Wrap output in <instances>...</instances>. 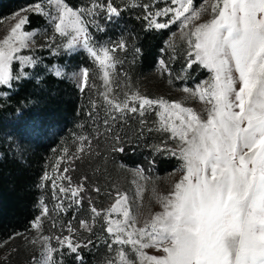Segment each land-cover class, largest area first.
Here are the masks:
<instances>
[{
    "label": "snow or ice",
    "instance_id": "snow-or-ice-1",
    "mask_svg": "<svg viewBox=\"0 0 264 264\" xmlns=\"http://www.w3.org/2000/svg\"><path fill=\"white\" fill-rule=\"evenodd\" d=\"M161 2L164 7H158ZM47 3L54 6L55 14L45 13L40 3L32 11L50 15L54 32L68 38V50L79 44L98 63L105 85L101 95L111 121L115 123L129 113L144 117L149 109L156 110L158 126L147 127V131L167 134V139L154 151L179 158L185 174L172 192L161 197L163 210L139 226L132 207L135 202L118 190L115 203L107 210H98L92 198L87 197L91 221L81 219L79 229L69 221L68 235L43 234L42 219L37 217L32 228L38 235L31 243L40 245L41 258L34 264H62L65 249L84 264L81 249L93 241L83 238L82 232L94 234L97 218L104 222L107 248L115 252L107 264H264V0H204L199 8L194 0H153L142 6L148 29L164 30L174 24L180 27L187 43L184 70L191 71L198 65L211 74L194 89H182L209 106L206 119L179 102L139 93H124L121 99L113 93L109 69L117 62L116 51L124 50L126 45L120 41L112 47L94 46L89 32V23L94 22L89 18L100 12H106L109 20L120 16L121 10L113 0H92L88 8L80 9L72 8L66 0ZM209 9L211 18L199 22ZM27 22L26 16L19 18L0 42V85L10 87L11 81L18 78L13 76L14 61H19L22 68L36 63L33 57L22 54L36 35L23 30ZM97 30H102L99 25ZM47 47L52 49V43ZM159 63L168 71L163 59ZM168 74L171 76L170 71ZM78 77L83 92L88 86L89 69L82 68ZM92 103L95 107V101ZM103 123L112 133L109 119ZM140 124L146 126V121L141 119ZM112 135V150L123 153L125 142L119 135ZM78 140L77 153L69 157L70 161L80 159L91 147L89 137ZM71 170L65 167L64 174L57 177L68 181L67 186H57L53 181L54 197L57 187L60 193L71 194L68 208L79 206L85 199L81 194L86 191L84 181L88 179L83 177L79 185L72 186L71 177L66 175ZM143 173L142 168L137 170L139 179L147 180ZM91 191L99 194L101 188L94 186ZM56 208L66 211L63 200ZM43 215H50L47 207ZM148 249L159 254H149Z\"/></svg>",
    "mask_w": 264,
    "mask_h": 264
},
{
    "label": "rangeland",
    "instance_id": "rangeland-1",
    "mask_svg": "<svg viewBox=\"0 0 264 264\" xmlns=\"http://www.w3.org/2000/svg\"><path fill=\"white\" fill-rule=\"evenodd\" d=\"M71 1L73 2L72 4L67 3L74 9L88 8L92 2V0ZM211 2L213 0H208V3ZM37 3L42 4L45 13L51 12L55 14L54 6L49 5L47 0H30L12 14L0 17V42L10 34V29L18 22L19 18L25 16L28 18L29 14L35 13L32 9ZM113 3L118 8L129 6L134 10L138 17L141 18V23L145 30L158 31L148 29L146 21L143 19L145 13L142 6L145 3H153V0H113ZM202 5H204V0H199L195 4L197 8ZM164 6L163 2L158 5V7ZM39 15L45 19V23L42 26L32 29H26L25 26L23 28L24 31L36 34L31 46L22 52L23 55L33 57L36 63L22 68L19 61L13 62V76L18 78L11 81L10 87L8 85H0V108L3 106L8 94V91L1 89V86L12 88L13 81L36 75L41 77V75L48 72L56 75V72L59 71L60 75L58 77L65 78L80 88L78 73L82 68L86 67L89 69L91 90L88 91L87 95L81 96L82 108L85 114H82V116L90 119L93 118V114L97 113L103 122L105 119H109L112 133L119 135L125 142V151L123 153L114 152L112 150L114 147L113 135L105 129L103 123V137L91 147L89 159L86 162H82L83 165L85 164L86 169L74 172V160L70 161L69 157L77 153L80 142L76 141L69 147L66 142L55 141L51 147L62 146L61 151L51 163L44 165L42 175L39 178L41 191L37 200L36 218L41 217L42 219L43 234L50 236L68 235L66 227L69 221L72 222L74 228L79 229V221L81 219L91 221L92 214L87 197L90 196L92 198L98 210H107L115 203V192L117 190L127 193L130 199L135 202L132 207L137 215V224L138 226L142 225L145 220L150 219L155 213L163 210L161 197L172 192L175 183L185 174L181 168L182 161L179 158L170 157L166 153L162 154L154 151L155 146L159 145L162 140L167 139V134L156 131L149 133L147 131V127L155 128L158 126L159 116L156 114V110L149 109L144 117H140L138 113H129L127 117L115 123L111 121L109 110L101 95L105 85L102 79L103 72L99 68L98 63L79 44L72 50H68L65 47L68 38L61 37L54 32V23L50 15ZM210 18L209 9L208 12L202 15L199 22H204ZM89 19H94L93 23H89L91 42L94 46L112 47L120 41H124L126 45L124 50L116 51L115 58L117 62L114 68L109 69V81L113 93L119 94L121 99L124 93L129 95L139 93L142 96L153 99L163 98L167 101L179 102L184 107H191L202 118H207L206 109L209 106L197 97L185 93L182 89L185 86L194 89L197 84L207 80L211 74L205 69L208 72L207 75L197 78L202 67H197L194 69L195 71L184 70L187 60V43L178 24L164 29L169 30V33L158 49L157 59L153 66L149 70H138L137 37L131 31V27L124 22L121 13L118 18L113 17L111 20L107 18L106 12H100L94 18ZM164 19L161 18V21ZM97 25L102 30H97ZM108 31L113 34L111 41L105 36ZM49 43H52V49L47 47ZM161 59L168 66L171 76L160 65L159 61ZM237 87H239L238 84ZM113 93H110V96ZM93 101H95V107H93ZM25 114L21 108L17 109L15 113L9 116L5 115L2 118L0 135L3 139L4 149H1L2 145H0V158L4 153H7L9 157H17L19 161L24 162L25 156L21 153L19 143L32 140L38 142L39 139L49 136L54 131V124L50 119H43L35 113ZM141 119L146 121V126L140 124ZM142 128L143 135L140 134ZM169 144L175 147L172 141H169ZM65 149H67V153H65ZM162 158L172 159L171 168L159 169L158 162ZM65 167L72 169L66 174L71 177L72 186L79 185L82 182V178L87 177L88 179L84 181V184L89 183L93 187H100L101 192L99 194L92 192L91 189L93 187H91L89 191L81 194L85 196V199L79 206L73 204L71 208H68L71 199L70 193L66 196L64 193H60L57 187L55 189L56 196L54 197L53 195V181H55L57 186L61 184L67 186L68 184L66 180L57 179V177L64 174L63 169ZM141 168L144 170L143 174L148 177L147 180L139 179L137 170ZM46 176L48 177L47 179H45ZM140 189L142 191L137 196V192ZM107 193H112V195H107ZM61 200L64 202L66 211H60L56 208V205ZM44 207L48 208L49 216L43 215ZM112 218H116V215L113 214ZM53 221H55L56 227H53ZM61 226L64 228L62 232ZM103 227V220L97 218L94 225V234L83 233L80 230L83 238L87 239L90 237L93 241V244L89 246H91L92 254L94 253L96 264H107V261L114 258L115 255V252H110L105 244L107 233L103 230ZM37 235L38 233L31 225L19 234L13 233L8 239L0 240V264H34V260L41 258L40 245L31 243ZM52 245L54 247L57 246L55 240L52 241ZM146 251L149 254H159L155 249ZM69 254L65 249L62 264H65V256ZM55 258L58 261L61 259L59 255H56Z\"/></svg>",
    "mask_w": 264,
    "mask_h": 264
},
{
    "label": "trees",
    "instance_id": "trees-1",
    "mask_svg": "<svg viewBox=\"0 0 264 264\" xmlns=\"http://www.w3.org/2000/svg\"><path fill=\"white\" fill-rule=\"evenodd\" d=\"M29 1L0 0V17L12 14ZM66 2L73 3L71 0ZM194 2L196 4L199 0ZM119 9L122 19L137 37L139 49L137 69L149 70L155 63L158 49L169 30L156 32L145 30L141 18L134 10L129 6L119 7ZM44 23L45 19L42 16L32 13L28 16L25 28L40 27ZM105 36L109 41L113 39L110 31L106 32ZM197 67L200 66L194 65L192 71ZM199 71L197 78L204 77L208 73L204 68ZM87 84L88 86L81 92L75 83L48 72L41 77L36 75L13 81L12 88L1 86V89L7 90L8 94L0 108V123L5 115L9 116L22 108L25 115L35 113L43 119H50L54 124V131L49 136L39 139L38 142L32 140L19 143L21 153L25 156L24 162L19 161L17 157H9L7 153L0 158V240H6L13 233L19 234L28 229L35 220L38 195L41 191L39 178L42 175V169L46 163H51L59 155L62 148V146L51 147L55 141L66 142L70 147L74 142L79 141V137L87 136L91 140L92 147L103 137L102 118L97 113L90 119L82 116L85 114L81 96L87 95L91 90L89 79ZM0 145H2L1 149H4L1 135ZM91 147L81 154L80 159L74 160V172L86 169L82 162L89 159ZM126 153L128 154L127 151ZM171 166V158L159 159V169L163 170ZM91 187H93L92 184L85 183L86 192ZM80 254L84 264H96L91 246L82 248ZM65 264H79V262L74 254H69L65 256Z\"/></svg>",
    "mask_w": 264,
    "mask_h": 264
}]
</instances>
